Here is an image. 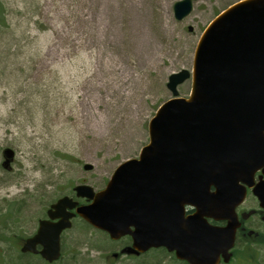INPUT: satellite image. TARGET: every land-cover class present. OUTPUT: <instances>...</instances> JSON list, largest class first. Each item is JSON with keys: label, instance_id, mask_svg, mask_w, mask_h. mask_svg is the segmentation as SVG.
Listing matches in <instances>:
<instances>
[{"label": "rangeland", "instance_id": "1", "mask_svg": "<svg viewBox=\"0 0 264 264\" xmlns=\"http://www.w3.org/2000/svg\"><path fill=\"white\" fill-rule=\"evenodd\" d=\"M180 1L0 0V264H18L21 227L52 200L81 183L102 191L138 158L172 98L169 76L191 74L206 27L243 0H192L177 21ZM191 86L190 76L178 97Z\"/></svg>", "mask_w": 264, "mask_h": 264}, {"label": "water", "instance_id": "2", "mask_svg": "<svg viewBox=\"0 0 264 264\" xmlns=\"http://www.w3.org/2000/svg\"><path fill=\"white\" fill-rule=\"evenodd\" d=\"M191 10L192 0L177 2L174 18L181 21ZM190 75V96L179 98L177 87ZM166 88L172 98L149 121L148 144L138 158L120 164L100 192L74 188L91 202L76 214L92 227L115 236L135 225L134 216L144 217L156 246L167 243L165 230L177 232L185 205L224 197L235 207L243 196L239 183L250 186L264 168V0H243L222 11L197 43L192 73L170 75ZM3 157L9 162L13 151L5 149ZM254 193L261 194L259 186ZM138 203L145 206L136 215ZM73 208L62 198L47 212L59 223L41 222L40 239L49 242L45 259L57 258L58 236L70 227L66 210ZM32 244L22 252H32Z\"/></svg>", "mask_w": 264, "mask_h": 264}, {"label": "flooded vegetation", "instance_id": "3", "mask_svg": "<svg viewBox=\"0 0 264 264\" xmlns=\"http://www.w3.org/2000/svg\"><path fill=\"white\" fill-rule=\"evenodd\" d=\"M239 185L244 188L243 196L235 207L224 197L198 206L185 205L177 232L165 230L167 243L157 246L149 242L154 232L145 225L150 222L144 217L134 216L135 225L115 236L92 227L76 214L91 202L78 198L73 187L52 200L43 217H32L30 228L21 227L25 235L17 244L18 264H33L22 263L26 257L36 264H264V168L255 172L250 186ZM258 186L261 194L257 195ZM214 191L210 189V196ZM65 197L74 204L66 210L71 215L70 227L60 232L58 256L49 261L43 257L49 242L40 239V226L45 221L52 226L59 223L60 218L48 220L47 212ZM144 206L136 204V215ZM29 240H33L32 252H22Z\"/></svg>", "mask_w": 264, "mask_h": 264}, {"label": "bare ground", "instance_id": "4", "mask_svg": "<svg viewBox=\"0 0 264 264\" xmlns=\"http://www.w3.org/2000/svg\"><path fill=\"white\" fill-rule=\"evenodd\" d=\"M119 73H120V72H119ZM127 79L129 80V76H128V77L124 76V82L127 81ZM124 82H123L122 84H124ZM119 88H120V85L117 84V85L115 86V89L118 90ZM119 95H120V98H122L123 96H125V97L127 96V94H126L124 91L122 92L121 89L119 90Z\"/></svg>", "mask_w": 264, "mask_h": 264}]
</instances>
